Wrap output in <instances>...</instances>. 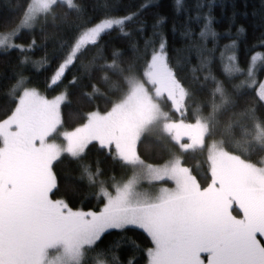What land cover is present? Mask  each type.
Instances as JSON below:
<instances>
[{
	"label": "snow or ice",
	"instance_id": "obj_1",
	"mask_svg": "<svg viewBox=\"0 0 264 264\" xmlns=\"http://www.w3.org/2000/svg\"><path fill=\"white\" fill-rule=\"evenodd\" d=\"M225 7L6 0L0 264H264V0Z\"/></svg>",
	"mask_w": 264,
	"mask_h": 264
},
{
	"label": "trees",
	"instance_id": "obj_2",
	"mask_svg": "<svg viewBox=\"0 0 264 264\" xmlns=\"http://www.w3.org/2000/svg\"><path fill=\"white\" fill-rule=\"evenodd\" d=\"M5 2H6V0H0V7H2L5 4ZM7 3L8 4L14 3V0H7ZM224 3L226 5V7H225V15H226L227 12L230 10V8L228 6L230 5L231 0H224ZM235 3L239 7L242 3V0H235ZM249 3L251 4L252 0H249ZM218 4H219V0H217V5ZM214 11L217 15H219L220 14L219 6H217ZM250 35H251V33H250ZM52 94H54V93H52ZM65 118L67 119V117H65ZM72 126H74V124ZM140 153L142 155V158L145 159L147 163H152V164H162L163 163V159L157 158L155 152L145 150L144 145H141ZM197 159H200L198 153L197 154H189V156L186 157V162L195 165ZM56 171L58 173L63 172L64 169L62 168V165H57ZM107 174L111 175L112 173L109 172ZM115 174L117 176L120 175V170L118 168L116 169ZM53 198L55 199V197H53ZM94 205H95L94 198L93 199H86V200H81L80 198H73L70 201L71 207H79V208H83L84 210H87V208H90V207H94ZM94 210H98V207H94ZM107 238H109V237H106V239Z\"/></svg>",
	"mask_w": 264,
	"mask_h": 264
},
{
	"label": "rangeland",
	"instance_id": "obj_3",
	"mask_svg": "<svg viewBox=\"0 0 264 264\" xmlns=\"http://www.w3.org/2000/svg\"><path fill=\"white\" fill-rule=\"evenodd\" d=\"M203 258L206 259V255L202 254Z\"/></svg>",
	"mask_w": 264,
	"mask_h": 264
}]
</instances>
